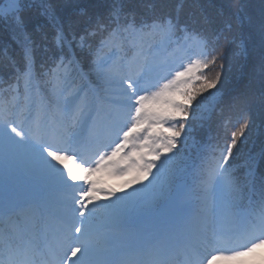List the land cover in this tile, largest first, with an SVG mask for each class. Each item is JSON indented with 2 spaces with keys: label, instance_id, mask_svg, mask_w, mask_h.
Wrapping results in <instances>:
<instances>
[{
  "label": "snow or ice",
  "instance_id": "6c2138e0",
  "mask_svg": "<svg viewBox=\"0 0 264 264\" xmlns=\"http://www.w3.org/2000/svg\"><path fill=\"white\" fill-rule=\"evenodd\" d=\"M0 24L20 50L0 55V264H214L264 248V147L242 153L264 127V0H0ZM217 107L235 119L200 156ZM100 173L148 183L117 195Z\"/></svg>",
  "mask_w": 264,
  "mask_h": 264
},
{
  "label": "trees",
  "instance_id": "16d2710c",
  "mask_svg": "<svg viewBox=\"0 0 264 264\" xmlns=\"http://www.w3.org/2000/svg\"><path fill=\"white\" fill-rule=\"evenodd\" d=\"M201 2H205V0H201ZM244 2L249 5V10L252 11L258 7L260 0H244ZM5 50L9 56L16 57L17 59L19 58L20 50L14 42L10 30L4 25L0 24V55H2ZM254 63L255 61L250 60L243 69H240L235 64L232 65L231 71L229 73V82L227 86L228 91H231L236 87L243 86L246 80L241 77V71H243L245 74L251 72L253 70ZM204 71L211 75L209 70ZM7 75L8 71L6 69L0 68V77L7 78ZM200 86V81H194L191 90L195 91ZM205 95L207 94L205 93ZM200 99H202V97L198 95L197 100ZM234 119V115L226 108L224 109L223 113H221L220 107H217L215 113L211 115V118L202 127L197 128L195 137L200 149V156H208L218 142H223V139L227 134V129L230 128V121H234ZM256 124L257 127L252 133H250L249 141L245 146L242 147V153L247 154L250 152L256 154L258 157L261 148L264 147V127L260 126L258 117L256 118ZM161 130L163 131L164 135H169L165 129ZM189 155L195 158L196 149L190 148ZM241 163L242 157H238L236 164L239 165ZM258 167H264V163H261L258 160ZM262 260H264V257L259 259L258 264H260Z\"/></svg>",
  "mask_w": 264,
  "mask_h": 264
},
{
  "label": "rangeland",
  "instance_id": "374dc122",
  "mask_svg": "<svg viewBox=\"0 0 264 264\" xmlns=\"http://www.w3.org/2000/svg\"><path fill=\"white\" fill-rule=\"evenodd\" d=\"M126 151H127V149H126ZM150 157H151L150 155L146 154L144 156V159L150 161ZM65 163L68 164L70 167L72 166V162H70V161H65ZM136 175H137V173H132V174L127 175V176H109L106 173H100V174H96V176L94 177V181L95 180L100 181V184L98 185L99 187H102L105 189L112 188V189L116 190L117 195H126L127 193L124 192L125 190H127V192H131V191H133L131 189H133V188L135 189L134 186L128 185L127 182L129 180H132ZM149 179H150V177H149ZM146 183H148L147 180H142L138 185L137 184H133V185H137L138 187H142L143 184H146ZM99 196H100L101 201L103 202L104 201L103 194L100 193ZM262 254H264V248L258 249L255 253H253L251 256H249L250 260H254L256 258H257V260L251 261L249 263L247 260H244V261L242 260V262H243V264H246V263L258 264L259 263L258 257L262 256ZM246 258H248V257H246ZM242 262L237 263V261L217 260L214 262V264H242Z\"/></svg>",
  "mask_w": 264,
  "mask_h": 264
}]
</instances>
